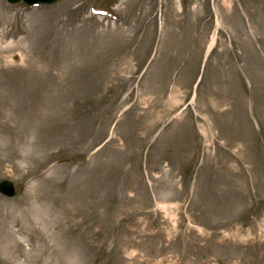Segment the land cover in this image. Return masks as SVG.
Masks as SVG:
<instances>
[{
	"label": "rangeland",
	"instance_id": "rangeland-1",
	"mask_svg": "<svg viewBox=\"0 0 264 264\" xmlns=\"http://www.w3.org/2000/svg\"><path fill=\"white\" fill-rule=\"evenodd\" d=\"M5 179L0 264H264V0H0Z\"/></svg>",
	"mask_w": 264,
	"mask_h": 264
},
{
	"label": "bare ground",
	"instance_id": "bare-ground-1",
	"mask_svg": "<svg viewBox=\"0 0 264 264\" xmlns=\"http://www.w3.org/2000/svg\"><path fill=\"white\" fill-rule=\"evenodd\" d=\"M215 39V36L213 37ZM214 39L212 44H210V48L212 47V45L214 44ZM13 236V230L12 233L10 234V236ZM13 241L17 242L15 244H12L9 246V244H6L5 249L9 251V249L12 252V260L13 261H17L18 258H21L23 256H25V259L23 261L17 262V264H41L42 260L41 258H39V256H34L31 254V250L28 251L26 254H23L21 252V250L19 248H21V244L17 241V239L14 237ZM49 245L46 243L45 244V254H47L48 250L50 247H48ZM36 247L32 250L35 251Z\"/></svg>",
	"mask_w": 264,
	"mask_h": 264
}]
</instances>
